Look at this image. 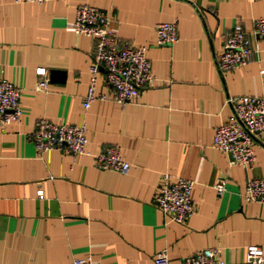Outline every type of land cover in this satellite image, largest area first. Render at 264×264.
I'll return each instance as SVG.
<instances>
[{
    "label": "crops",
    "instance_id": "1",
    "mask_svg": "<svg viewBox=\"0 0 264 264\" xmlns=\"http://www.w3.org/2000/svg\"><path fill=\"white\" fill-rule=\"evenodd\" d=\"M81 4L109 12L121 42L148 47L155 78L136 101L83 108L95 50L92 37L72 28ZM260 16L264 0H0V78L22 88L23 111L21 121L0 123V264H72L90 255L95 264H155L164 249L170 264L204 249L244 264L248 245L264 249V204L241 197L249 180H264V146L256 144L248 169L213 147L233 114L229 98L264 97V36L249 35L245 65L217 66L235 25L250 29ZM162 22L178 24L176 44L157 43ZM38 68L47 70V92L37 89ZM97 93L113 96L104 69ZM42 119L86 123L88 155L39 157L30 135ZM107 147L121 149L127 174L96 166ZM166 173L195 182L196 213L184 224L156 207ZM220 180L223 196L213 188Z\"/></svg>",
    "mask_w": 264,
    "mask_h": 264
},
{
    "label": "built area",
    "instance_id": "2",
    "mask_svg": "<svg viewBox=\"0 0 264 264\" xmlns=\"http://www.w3.org/2000/svg\"><path fill=\"white\" fill-rule=\"evenodd\" d=\"M50 0H15L16 3L43 4ZM112 16L109 12L93 5L77 6L72 28L75 33L94 39V61L90 65V85L83 98V108L87 111L96 101H114L127 105L136 101L145 87L152 84L155 76L148 57V47L130 42H121L118 34L111 28ZM157 43L174 45L180 40L176 22H162L156 26ZM249 35L264 36V16L253 20L251 28L246 29L237 23L226 39L222 52L217 56V66L228 71L245 65L252 56ZM106 72V83L113 96L97 93L98 77ZM41 76L38 91L47 92L49 79L46 68H38ZM22 88L11 80L0 78V123L8 125L22 119ZM227 105L233 114L216 130L213 147L232 158L231 165L248 169L255 161V146H264V97L240 96L229 98ZM88 127L68 124H54L44 119L37 122L31 133L37 155L58 150L72 156L74 160L88 155ZM96 166L101 170L127 174L131 164L122 157L119 147H107L96 157ZM195 182L184 177L162 175L161 183L155 197L157 209L170 222L186 223L195 213L193 192ZM213 188L219 196L227 192V181H217ZM39 199H44V192H38ZM241 197L247 202L264 204V180L251 179L246 183ZM155 264H170L167 249L157 253ZM72 264H95L92 255L76 258ZM182 264H227L214 249H204L183 260ZM244 264H264V249L257 245L245 248Z\"/></svg>",
    "mask_w": 264,
    "mask_h": 264
}]
</instances>
